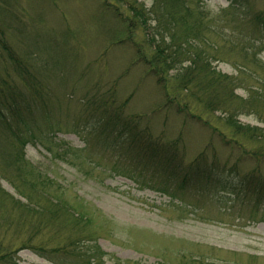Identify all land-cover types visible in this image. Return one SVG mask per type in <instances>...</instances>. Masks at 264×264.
<instances>
[{"label": "trees", "instance_id": "obj_1", "mask_svg": "<svg viewBox=\"0 0 264 264\" xmlns=\"http://www.w3.org/2000/svg\"><path fill=\"white\" fill-rule=\"evenodd\" d=\"M101 1L125 28V37L116 44L123 45L137 30L142 31L141 43H127L136 64L161 89L165 101L160 108L175 112L184 122L175 139H166L163 132L153 136L149 126L142 130L143 119L150 124L146 116L125 118L123 106L110 98L87 96L81 131L85 146L65 148L64 155L80 159L83 153L87 156L83 161L92 164L98 162L92 158L102 156L108 161L105 170L137 188L178 201L179 195L193 192L206 202L218 203L222 212H249L252 218L261 214L258 221L264 222V130L238 119L264 107V88L250 90L241 99L235 93L240 81L212 66L216 59L226 60L237 51L239 73L258 80L256 68L264 71V63L257 59L264 52V0H226L227 8L215 14L204 10L201 0L195 4L154 0L149 9L138 0ZM216 38L220 44L213 42ZM1 45L9 64L0 62V177L25 202L0 185V208L15 217L0 216V264H17L15 255L23 249L40 257L53 254L65 264H103L99 248L88 245L93 239L85 232L91 226L89 215L68 206L61 188L24 159L23 148L37 139L51 149L52 143L43 138L46 129L40 116L50 115L63 98L39 74L46 67L26 65L14 50ZM12 73L17 81L10 77ZM93 104L97 107L91 111ZM188 122L202 129L208 140L204 150L187 161L183 134ZM218 150L226 153L223 162ZM26 227L31 235L11 250L12 240L22 234L19 229ZM8 230L14 238L7 235ZM43 232L48 242L57 243L55 247L33 244L34 236Z\"/></svg>", "mask_w": 264, "mask_h": 264}, {"label": "rangeland", "instance_id": "obj_2", "mask_svg": "<svg viewBox=\"0 0 264 264\" xmlns=\"http://www.w3.org/2000/svg\"><path fill=\"white\" fill-rule=\"evenodd\" d=\"M190 1L195 4L196 0ZM201 1L204 10L212 14L228 6L226 0ZM138 2L149 9L154 0ZM121 22L120 17L102 7L101 0H0V62L9 64L7 58L3 59V42L24 64L46 67L39 74L63 98L50 115L40 116V124L46 129L43 138L52 143V150H47L39 139L32 141L23 148L25 161L61 188L68 206L89 215L91 226L85 232L93 239L88 245L99 248L103 264H264V222L258 221L263 215L252 218L249 212L225 213L218 203L206 202L193 192L179 195V201L171 200L112 175L109 168L105 170L108 161L102 156L91 161H98L95 164L103 168L83 161L87 158L83 153L80 159L64 155L65 148L82 150L85 146L81 131L87 96L110 98L115 105L123 106L125 118L146 116L150 124L143 119L142 130L149 126L153 136L163 132L166 139H175L181 129L184 119L168 108H160L165 101L161 89L145 68L136 64L127 44L130 40L141 43L142 31L137 30L127 43L116 44L126 35ZM213 42L221 43L218 38ZM236 52L226 60L216 59L212 66L238 79L242 85L235 93L246 99L250 90L264 88V71L256 68L257 81L239 73ZM257 59L264 63V52L258 53ZM10 77L17 81L13 73ZM94 107L97 104L91 106V111ZM238 119L264 130V107ZM183 135L188 161L204 150L208 136L190 122ZM218 156L222 162L226 159L224 151L218 150ZM0 185L25 202L1 177ZM3 210L0 208V216L15 218L9 210ZM19 230L22 234L19 240H12L11 250L32 233L27 227ZM46 234L34 236L33 244L55 247L57 243L48 242ZM7 235L14 238L9 230ZM52 255L40 257L23 249L15 255V261L65 264Z\"/></svg>", "mask_w": 264, "mask_h": 264}]
</instances>
